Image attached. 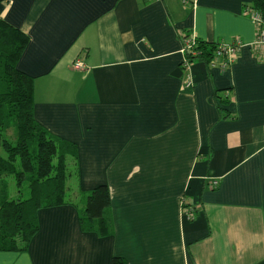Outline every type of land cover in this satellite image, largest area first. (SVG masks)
Returning <instances> with one entry per match:
<instances>
[{
	"label": "crops",
	"instance_id": "obj_1",
	"mask_svg": "<svg viewBox=\"0 0 264 264\" xmlns=\"http://www.w3.org/2000/svg\"><path fill=\"white\" fill-rule=\"evenodd\" d=\"M248 6L0 0L28 38L17 67L34 78V119L75 147L79 192L107 188L111 220L99 237L72 205L41 209L0 264H264V47ZM182 34L243 46L225 69H183Z\"/></svg>",
	"mask_w": 264,
	"mask_h": 264
},
{
	"label": "trees",
	"instance_id": "obj_2",
	"mask_svg": "<svg viewBox=\"0 0 264 264\" xmlns=\"http://www.w3.org/2000/svg\"><path fill=\"white\" fill-rule=\"evenodd\" d=\"M251 11L259 15L263 27L264 0H250L243 14ZM27 44V36L0 20V251H25L38 231L37 213L46 208L74 206L85 233L104 237L111 229L107 188L79 192L75 147L34 119V78L17 67ZM218 47L195 37L183 57L188 65L199 60L211 67ZM69 180L77 199L70 197Z\"/></svg>",
	"mask_w": 264,
	"mask_h": 264
},
{
	"label": "built area",
	"instance_id": "obj_3",
	"mask_svg": "<svg viewBox=\"0 0 264 264\" xmlns=\"http://www.w3.org/2000/svg\"><path fill=\"white\" fill-rule=\"evenodd\" d=\"M248 19L255 25L256 27V40L254 44L258 47H264V25L262 27V23L260 20L259 15L256 12H249L248 15H246ZM194 36L188 35L187 37L183 38L181 40V55H182V61H181V68L185 67L188 68L187 61L185 60L184 51L191 47L194 41ZM243 45L240 42L236 43H230V44H219V47L217 48L215 52V60L213 61L215 64L216 61L219 63V66L222 69H225L228 67L234 59L237 57V54L239 52V49ZM74 70H82L83 69V63L81 60H75L72 64ZM192 82L189 78H187L184 81V88H191ZM211 186L214 188L217 186V182H212ZM183 209V213L187 215L188 219L193 218L192 209L185 208V205L181 206Z\"/></svg>",
	"mask_w": 264,
	"mask_h": 264
},
{
	"label": "rangeland",
	"instance_id": "obj_4",
	"mask_svg": "<svg viewBox=\"0 0 264 264\" xmlns=\"http://www.w3.org/2000/svg\"><path fill=\"white\" fill-rule=\"evenodd\" d=\"M83 67H84V65H83ZM77 71H80V70H77ZM69 167H71V165L69 164ZM69 186H70V197L72 198H76V189H75V186H73L72 184H71V180H69ZM12 186V185H11ZM77 199V198H76Z\"/></svg>",
	"mask_w": 264,
	"mask_h": 264
}]
</instances>
